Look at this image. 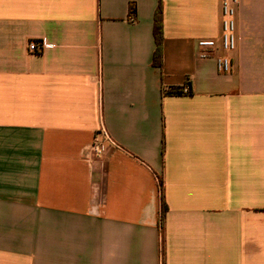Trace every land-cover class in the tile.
<instances>
[{
  "label": "crops",
  "instance_id": "0c3cea01",
  "mask_svg": "<svg viewBox=\"0 0 264 264\" xmlns=\"http://www.w3.org/2000/svg\"><path fill=\"white\" fill-rule=\"evenodd\" d=\"M159 1L0 0V264H264V0L228 74L219 0H161L152 64Z\"/></svg>",
  "mask_w": 264,
  "mask_h": 264
},
{
  "label": "built area",
  "instance_id": "2783aa9c",
  "mask_svg": "<svg viewBox=\"0 0 264 264\" xmlns=\"http://www.w3.org/2000/svg\"><path fill=\"white\" fill-rule=\"evenodd\" d=\"M220 1V16L221 30L218 40L201 39L196 45L199 50L198 57L200 59L214 58L215 70L220 74H228L231 72L232 66L228 56L236 47V9L238 0H219ZM132 21V18H130ZM28 49L31 52H39L41 46H37L34 42L28 44ZM187 86L181 89V94H188ZM104 141H109V138L104 130H101ZM102 143L94 139L89 146L87 154L95 158L102 156Z\"/></svg>",
  "mask_w": 264,
  "mask_h": 264
},
{
  "label": "trees",
  "instance_id": "16d2710c",
  "mask_svg": "<svg viewBox=\"0 0 264 264\" xmlns=\"http://www.w3.org/2000/svg\"><path fill=\"white\" fill-rule=\"evenodd\" d=\"M153 37L155 41V51L153 53L152 64L157 68L161 65V45H162V3L161 0L158 3L153 17ZM182 88L169 89L166 94L179 95ZM164 212V205H163Z\"/></svg>",
  "mask_w": 264,
  "mask_h": 264
}]
</instances>
